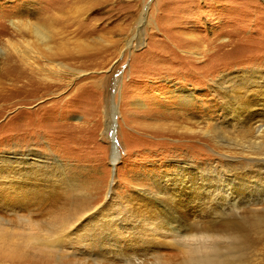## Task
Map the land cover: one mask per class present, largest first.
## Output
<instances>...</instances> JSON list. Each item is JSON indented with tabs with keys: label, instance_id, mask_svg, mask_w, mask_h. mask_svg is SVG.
I'll use <instances>...</instances> for the list:
<instances>
[{
	"label": "rangeland",
	"instance_id": "374dc122",
	"mask_svg": "<svg viewBox=\"0 0 264 264\" xmlns=\"http://www.w3.org/2000/svg\"><path fill=\"white\" fill-rule=\"evenodd\" d=\"M36 26L47 35L45 44L31 32ZM32 52L36 57L29 58ZM183 91L194 96L192 105H181ZM237 108L246 114H235ZM188 113L191 121H185ZM249 115L258 121L252 125L256 137L264 129V0H0L6 218L53 221L72 207L68 191L82 197L91 215L113 197L136 215L128 219L111 208L110 219L136 240L77 247L85 255L66 264H182L184 255L170 239L143 234L155 213L174 209L204 230L232 218L238 228L231 227L230 236L244 232L243 246L234 248L243 250L233 249L236 262L264 264L257 204L212 196L214 184L247 175L252 160L263 158L241 147L242 119ZM191 165L202 169L203 197L188 196L174 182L194 170ZM28 225L16 231L18 243V235L27 241L37 231ZM0 264L55 262L0 254Z\"/></svg>",
	"mask_w": 264,
	"mask_h": 264
},
{
	"label": "bare ground",
	"instance_id": "6f19581e",
	"mask_svg": "<svg viewBox=\"0 0 264 264\" xmlns=\"http://www.w3.org/2000/svg\"><path fill=\"white\" fill-rule=\"evenodd\" d=\"M38 30L39 26H36L33 27L31 32L35 33L39 43L45 44V42L48 40V37L47 35H44L43 30ZM201 54H203V52ZM191 55L197 56L198 53L193 51ZM32 57H36L35 52H32L29 58ZM200 57H203V55H200ZM193 63H195L194 60L192 64ZM181 95L183 96V98L180 99V101L182 100L181 105H192L191 102L194 101L193 95H188V92L185 91H183ZM233 111L238 115L246 114V112L239 108L233 109ZM112 112L114 114L113 117L115 118L117 115L115 106L113 107ZM191 114H185V121H191V117H189ZM242 121L243 125H241L243 126V131L241 133H244L243 138L245 139V142L243 146L241 145V147L252 151L253 154L263 158L252 160L254 163V171L244 169V173L247 172V175L241 173H236V175L232 174L233 176L231 175L224 177L222 180L223 184H214V187H212V196L214 197L217 193V198H221L224 201L228 200V202L232 203L245 200L254 201L258 208L253 212L262 216L258 217L257 219V223H259V226H261L264 223V129H262L255 137L254 133L252 132V125L254 123H258V121H254V118H252L250 115L244 117ZM184 129L187 134L193 133L190 128L184 127ZM117 158V152L115 149H113L111 157L112 164H115ZM190 167L194 168V170L192 169V171L188 172L184 170L183 174L174 179V182L175 184L178 183L176 185L181 189L189 191L190 193L188 196L198 193L201 195V197H203L205 194V177L203 175L202 169L200 167H193L192 165ZM191 176L196 178V182H193L192 179H189ZM249 189L253 191H249ZM109 191L111 192V190ZM253 193L257 194L253 196ZM68 195L70 197L69 199L71 201L72 207L55 220L47 221V223L42 225L29 223L23 219L15 220L13 218L10 220L6 218V214L9 212L10 201L8 200V196H0V254L9 255L12 258L18 259L20 262L37 263L38 261H54L55 264H66L69 259H74L76 257H82L85 255L83 251L75 252L74 249L77 247L87 249V246H89L91 250V248L97 244L102 246V242L105 243V247H118L121 245L123 246L131 239L136 240L134 235L129 238V235L124 232L122 229L123 226H121L119 221L111 222L112 220L110 219L115 216L114 213H112L111 208H115L120 212H123V215L126 214L129 216L128 219H131V217L134 218L136 216L134 213L127 212L122 204L114 197L109 198L110 202H106L105 206H103L102 209L98 211V214L91 215V212H89L90 209L87 207L85 201L81 200L82 197H73L70 191H68ZM15 204L24 206L25 202L18 201ZM127 216H123L124 221L127 219ZM226 219L230 220L229 216ZM16 221L20 222V224H16ZM231 221L232 218L230 221L224 220V222L219 223L210 230H204V227L197 226L194 222H189V215L180 216L179 211L174 209L171 212L162 211L159 214L155 213L152 219H148V227L143 234H148L152 231L155 234H158L160 238L170 239L172 242L171 247H176L184 255L185 260L182 264H239L240 262H236L235 260L236 258L233 249L238 245L243 246L242 244L244 243H242V241L244 240V232L243 234L241 233L243 236L238 235L231 237L233 236V234L230 232L231 227L238 228V224H234ZM24 222L29 224L27 229L35 227L37 228V231L32 232L31 230L32 233L28 235L27 241L21 239L22 234L18 235V238L21 240V243H18L15 234L18 229L23 227ZM240 222L243 224V221ZM121 223H123V221ZM261 232V234H263V231ZM249 233L251 234V232ZM260 237H258V239ZM222 240H226V242L228 241V244L225 243L224 246L223 244L222 246L218 245V241ZM235 240L239 243H232ZM22 244H25L30 249L36 251L34 253H25L21 249L25 248L21 246ZM64 249H71L72 253L65 254V252H63ZM237 249L243 250L240 247ZM157 250L159 253V249ZM239 252L242 253L241 251ZM248 257L247 259H245L246 257L241 258H244L247 261ZM99 258L103 260L112 259L106 255H102ZM245 260L242 261L241 259V262H246ZM247 262H249V260Z\"/></svg>",
	"mask_w": 264,
	"mask_h": 264
},
{
	"label": "water",
	"instance_id": "95a60500",
	"mask_svg": "<svg viewBox=\"0 0 264 264\" xmlns=\"http://www.w3.org/2000/svg\"><path fill=\"white\" fill-rule=\"evenodd\" d=\"M113 126H114V124H113ZM115 144V143H114Z\"/></svg>",
	"mask_w": 264,
	"mask_h": 264
}]
</instances>
